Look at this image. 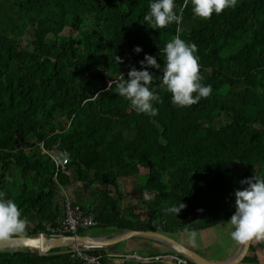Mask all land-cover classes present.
Returning a JSON list of instances; mask_svg holds the SVG:
<instances>
[{
    "label": "trees",
    "instance_id": "trees-1",
    "mask_svg": "<svg viewBox=\"0 0 264 264\" xmlns=\"http://www.w3.org/2000/svg\"><path fill=\"white\" fill-rule=\"evenodd\" d=\"M150 2L0 0V191L27 220L23 236L52 235L49 226L62 215L60 187L75 182L89 193L72 202L95 221L76 235L94 229L108 237L127 230L170 236L229 222L235 191L248 186L241 181L264 177V0H238L208 19L193 14L191 0L187 7L176 0L183 20L157 29L143 19ZM177 35L198 46L203 83L213 89L191 107L172 102L160 69L139 63L149 54L163 69V49ZM133 66L156 76L155 116L116 93ZM43 150L66 158L70 174L54 178ZM139 167L146 170L137 179L140 194L126 202L116 179ZM180 201L177 216L168 211ZM69 248L45 255L4 249L0 264H79ZM89 252L103 264L161 263L118 258L109 247Z\"/></svg>",
    "mask_w": 264,
    "mask_h": 264
},
{
    "label": "clouds",
    "instance_id": "clouds-1",
    "mask_svg": "<svg viewBox=\"0 0 264 264\" xmlns=\"http://www.w3.org/2000/svg\"><path fill=\"white\" fill-rule=\"evenodd\" d=\"M237 2L238 0H191L193 14L204 19L211 18L213 13L219 14L226 8H234ZM187 4L188 0H185L184 7ZM143 19L154 29L167 27L173 22L179 24L183 20V7L178 14L176 0H151L149 11ZM197 49L194 42H187L177 35L163 49L166 61L163 69L156 57L149 54H145L144 59L139 62L142 66L162 71L161 79L172 93V102L181 107H191L202 98H207L213 91L211 84L203 83ZM134 51L140 53L142 48L136 46ZM113 60L115 63L122 62L119 56H114ZM155 79L156 76L148 67L138 70L133 66L128 72L127 80L122 74L116 82V93L128 99L135 110L155 116L159 112L154 106L159 96L151 88ZM112 83L113 81L109 83V89ZM241 183L248 186L235 191L236 209L228 221L233 226L231 238L245 243L264 237V177L256 175ZM184 207L185 204L180 201L179 205H172L168 211L177 216ZM27 224L19 205L0 191V241H10L17 236L26 235ZM197 235L196 230L189 232L190 243L194 246ZM3 250L0 248V251Z\"/></svg>",
    "mask_w": 264,
    "mask_h": 264
},
{
    "label": "crops",
    "instance_id": "crops-1",
    "mask_svg": "<svg viewBox=\"0 0 264 264\" xmlns=\"http://www.w3.org/2000/svg\"><path fill=\"white\" fill-rule=\"evenodd\" d=\"M59 191H60L59 192L60 196H62L63 199L69 198L70 200L75 202L85 201L89 193L87 184L83 182H75L73 183V185L67 188L60 187ZM232 229L233 226L230 224V222H227L224 224L214 225L212 227L203 230H196L198 235L196 237L195 246L190 243L189 232L172 234L170 236L175 240H177L178 242H180L181 244L185 245L186 247L194 250L208 261L218 264H225L228 261L232 260L242 250L244 244L235 241L231 238L230 233ZM97 236H101V235H97ZM120 245H124L122 250L126 251L125 252L126 255L130 253L131 250H134L133 253L131 254H137L140 257L141 256L155 257L166 253H172V251L168 246L160 242L153 241L150 239H144V238H133L126 242L110 247L112 249V252L118 254L115 255V257L118 258L125 256L124 253L121 254L117 251V249H115V247H118ZM137 248L141 250L143 249L144 251L143 255H140L137 251H135ZM117 261H115V264H118L119 261L118 262ZM160 262H161L160 264H173L171 262H167V263L163 261ZM236 264H264V237L260 239H255V238L252 239L250 243V247L246 252L245 257Z\"/></svg>",
    "mask_w": 264,
    "mask_h": 264
},
{
    "label": "water",
    "instance_id": "water-1",
    "mask_svg": "<svg viewBox=\"0 0 264 264\" xmlns=\"http://www.w3.org/2000/svg\"><path fill=\"white\" fill-rule=\"evenodd\" d=\"M133 238H144L165 244L176 254L192 261L195 264H218L210 262L194 250L181 244L171 236L160 232L153 231H136L127 230L113 237L90 236V235H58L48 236L45 233H39L36 236L16 237L10 241H0V248L13 249L25 248L45 255L50 250L60 247L84 246L94 248H105L126 242ZM251 240L243 244L242 250L230 261L225 264H236L240 262L246 255L250 247Z\"/></svg>",
    "mask_w": 264,
    "mask_h": 264
},
{
    "label": "built area",
    "instance_id": "built-area-1",
    "mask_svg": "<svg viewBox=\"0 0 264 264\" xmlns=\"http://www.w3.org/2000/svg\"><path fill=\"white\" fill-rule=\"evenodd\" d=\"M44 153L48 154L55 166V176L58 173L64 175H69L70 171L66 169L68 164L67 159L63 157H57L53 152H47L43 150ZM58 225L56 227H50L52 236L64 235L66 233L76 234L78 231H84L90 227L95 226V221L92 216H86L82 212L78 204H74L69 198H64L62 203V215L58 220ZM88 247H72L69 248L67 253L71 254L73 259H77L79 264H103L101 257L89 252ZM126 259L140 260L142 262H152V261H163L171 262L173 264H193L188 260L179 257L177 255L165 254L155 257H140L135 254L128 253L125 257Z\"/></svg>",
    "mask_w": 264,
    "mask_h": 264
},
{
    "label": "rangeland",
    "instance_id": "rangeland-1",
    "mask_svg": "<svg viewBox=\"0 0 264 264\" xmlns=\"http://www.w3.org/2000/svg\"><path fill=\"white\" fill-rule=\"evenodd\" d=\"M166 87L164 84H163V87L164 88ZM139 173H132L128 178H117L116 179V185L118 186V189L121 190V193L123 194V196L126 198V202H132V203H135V199L136 197L138 196V193L135 191V189L137 188V179L140 175H142L144 172H146V170L142 167H139ZM95 190L99 189L98 187H94ZM58 192V191H57ZM59 193V192H58ZM60 194V193H59ZM84 202V201H83ZM125 202V203H126ZM85 234H89V235H95V234H100L101 236L105 237L107 236L109 233L108 232H102V231H95L94 229H90L88 230L87 232H85ZM103 234V235H102ZM97 236V235H96ZM118 245V244H117ZM115 246V245H114ZM123 246L124 245H120L118 247H115V249H117V251L119 253H124L125 254V250H122L123 249ZM83 247V246H82ZM111 247V246H110ZM109 247V248H110ZM107 248V247H106ZM114 248V247H112ZM134 250H131L130 254L133 253ZM135 251H137L140 255H143V249H139L137 248ZM137 255V254H135ZM126 256V254H125ZM138 256V255H137ZM143 257V256H142Z\"/></svg>",
    "mask_w": 264,
    "mask_h": 264
},
{
    "label": "bare ground",
    "instance_id": "bare-ground-1",
    "mask_svg": "<svg viewBox=\"0 0 264 264\" xmlns=\"http://www.w3.org/2000/svg\"><path fill=\"white\" fill-rule=\"evenodd\" d=\"M84 231H86V230H84ZM72 235H76V234H72ZM118 235V234H117ZM52 236V235H51ZM58 236V235H57ZM73 247H75V246H73ZM78 247H82V246H78ZM84 247V246H83ZM88 248H92V247H88ZM94 248V247H93ZM172 251V250H171ZM175 253V252H174ZM176 254V253H175ZM178 255V254H177ZM100 256V255H99ZM180 256V255H179ZM182 257V256H181ZM184 258V257H183ZM186 259V258H185ZM188 260V259H187ZM188 261H190V260H188ZM191 263H193L192 261H190ZM195 264V263H194Z\"/></svg>",
    "mask_w": 264,
    "mask_h": 264
}]
</instances>
